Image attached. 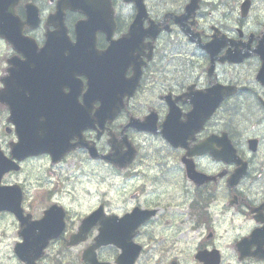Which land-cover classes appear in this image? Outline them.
I'll use <instances>...</instances> for the list:
<instances>
[{"label":"flooded vegetation","instance_id":"flooded-vegetation-1","mask_svg":"<svg viewBox=\"0 0 264 264\" xmlns=\"http://www.w3.org/2000/svg\"><path fill=\"white\" fill-rule=\"evenodd\" d=\"M142 1L144 18L134 2L111 0L115 27L97 33L96 61L103 71L120 69L112 98L97 100L87 77L78 83L66 66L57 75L30 72L33 61L50 62L36 55L57 0L15 5L21 22L26 3L43 18L22 28L34 51L0 36V264H264V0H199L189 10V0ZM217 85L228 94L212 96L221 102L192 141L162 138L170 104L182 121L192 103L211 104L204 92ZM24 132L38 144L64 139L51 153L25 156L16 146ZM206 140L209 152L186 157ZM186 160L200 176H188ZM100 210L103 239L116 241L97 242L99 225L72 241L82 219Z\"/></svg>","mask_w":264,"mask_h":264},{"label":"water","instance_id":"water-1","mask_svg":"<svg viewBox=\"0 0 264 264\" xmlns=\"http://www.w3.org/2000/svg\"><path fill=\"white\" fill-rule=\"evenodd\" d=\"M64 9H65V7L61 6V8H60V10H59V12L57 14V16L59 17L60 21H63V11H64ZM27 12H29V10H27ZM35 16H36V11L34 10V11H32L31 15L30 14L28 15V18L32 19V18H35ZM61 26H62V24H61ZM62 32H64L63 27H62Z\"/></svg>","mask_w":264,"mask_h":264},{"label":"rangeland","instance_id":"rangeland-1","mask_svg":"<svg viewBox=\"0 0 264 264\" xmlns=\"http://www.w3.org/2000/svg\"><path fill=\"white\" fill-rule=\"evenodd\" d=\"M257 1V0H256ZM259 3H257V5H258ZM105 190H106V192H108V193H112V190L111 189H109V188H105ZM75 193H84V188L83 189H76L75 191H74Z\"/></svg>","mask_w":264,"mask_h":264}]
</instances>
